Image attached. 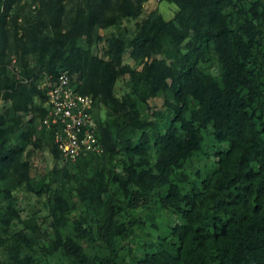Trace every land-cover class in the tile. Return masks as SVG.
<instances>
[{
  "label": "trees",
  "instance_id": "1",
  "mask_svg": "<svg viewBox=\"0 0 264 264\" xmlns=\"http://www.w3.org/2000/svg\"><path fill=\"white\" fill-rule=\"evenodd\" d=\"M20 1L0 0V264H264V0H165L168 19L135 13L145 0L12 14ZM63 69L93 98L104 146L75 162L42 122L37 74ZM124 76L107 96L104 80ZM41 147L47 174L33 172ZM21 189L41 208H20Z\"/></svg>",
  "mask_w": 264,
  "mask_h": 264
},
{
  "label": "built area",
  "instance_id": "2",
  "mask_svg": "<svg viewBox=\"0 0 264 264\" xmlns=\"http://www.w3.org/2000/svg\"><path fill=\"white\" fill-rule=\"evenodd\" d=\"M46 91L47 111L42 122L54 125V142L64 160L75 162L83 154L102 153L98 124L93 116V98L76 91L67 69L48 74L40 83Z\"/></svg>",
  "mask_w": 264,
  "mask_h": 264
},
{
  "label": "rangeland",
  "instance_id": "3",
  "mask_svg": "<svg viewBox=\"0 0 264 264\" xmlns=\"http://www.w3.org/2000/svg\"><path fill=\"white\" fill-rule=\"evenodd\" d=\"M31 3V0H21L18 3H15L12 6V14H15V12L20 11L21 13H27L29 9L28 5ZM38 2H33V4H30L31 10H34V7L38 6ZM177 8V5L173 2L165 1V0H145L141 4H139L134 12L138 15L143 16L150 11L157 10L162 13V15L168 19L171 16H173L175 9ZM23 15H21L20 18H18L19 23L23 22ZM12 24H8V27H12ZM135 27V19L134 18H124L122 19L119 30H126L128 32H131ZM118 28V27H117ZM110 29H108L109 31ZM100 32H104L102 29H100ZM92 44L91 49L93 52H96L101 47V43L98 44ZM125 58L128 59L129 53H125ZM11 61L8 63V66L10 69L15 68V58L14 56L11 57ZM123 69L126 73H128L131 77H134V73L130 72L128 65L126 63L123 64ZM46 72L39 71L37 74L38 78L43 80L46 77ZM76 77V75H74ZM74 77V78H75ZM125 80L126 76L120 78L117 82H114L112 78L106 79L103 82V89L104 93L109 96L112 92H116L117 94H121L125 90ZM112 87V91H111ZM112 95V94H111ZM36 101H39V98L36 97ZM8 102V95L0 93V112L4 111L5 106ZM162 102V99L160 97H156L152 103L156 105V107H160ZM29 105L24 104L23 107H27ZM30 110V109H28ZM98 112H100L102 115H104L103 107L100 106ZM29 117V112H26L23 114V126H27V119ZM33 158V172H42L44 174H47L51 167L56 162L55 158L52 156L48 148L41 147L36 150H33L30 155ZM27 168V164L25 161H22L19 165V169L23 170ZM14 198L18 201V206L20 208H23L25 211H35L41 208L42 204L41 202L36 199V196L31 193L30 191L26 190H15L14 192Z\"/></svg>",
  "mask_w": 264,
  "mask_h": 264
}]
</instances>
